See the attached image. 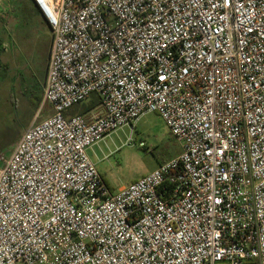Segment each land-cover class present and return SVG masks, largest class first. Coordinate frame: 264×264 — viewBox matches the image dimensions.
Returning a JSON list of instances; mask_svg holds the SVG:
<instances>
[{"label": "built area", "instance_id": "2783aa9c", "mask_svg": "<svg viewBox=\"0 0 264 264\" xmlns=\"http://www.w3.org/2000/svg\"><path fill=\"white\" fill-rule=\"evenodd\" d=\"M33 2L53 115L0 153V264H264V0ZM151 113L182 152L113 193L90 150Z\"/></svg>", "mask_w": 264, "mask_h": 264}, {"label": "rangeland", "instance_id": "374dc122", "mask_svg": "<svg viewBox=\"0 0 264 264\" xmlns=\"http://www.w3.org/2000/svg\"><path fill=\"white\" fill-rule=\"evenodd\" d=\"M32 0H0V31L6 46L0 51V153L9 154L34 122L53 115L43 103L46 68L52 42L31 9ZM95 98V97H93ZM92 98V99H93ZM76 105L72 114L84 105ZM132 136L133 142L129 143ZM143 142L145 145L140 146ZM182 152L181 143L155 113L126 126L90 151L92 159L113 193L150 174L161 163Z\"/></svg>", "mask_w": 264, "mask_h": 264}, {"label": "crops", "instance_id": "0c3cea01", "mask_svg": "<svg viewBox=\"0 0 264 264\" xmlns=\"http://www.w3.org/2000/svg\"><path fill=\"white\" fill-rule=\"evenodd\" d=\"M31 9H32L33 13H35V15H36V17H37V21H38L42 26H44L45 29H47V32H48V33L51 32V34H52V30H51V28L49 27V25H48L47 21L44 19V17L41 15L40 11H39V10L37 9V7L35 6L33 0H32V4H31ZM5 21H6V20H5V16H4L3 14H1V16H0V31H1V30H2V31L5 30V28H4V23H5ZM52 37H53V35H52ZM51 45H52V42H51ZM5 46H6V43H5V41H4V39L2 38L1 33H0V51H1V49H4ZM50 50H51V46H50ZM49 55H50V53H49ZM48 60H49V58H48ZM47 65H48V62H47ZM46 75H47V68H46ZM99 144H100V143H99ZM99 144H97V145H99ZM97 145H96V146H97ZM96 146H95V147H96ZM93 148H94V147H93ZM93 148H92L90 151H92ZM178 156H179V155H178ZM174 158H175V157H174Z\"/></svg>", "mask_w": 264, "mask_h": 264}, {"label": "trees", "instance_id": "16d2710c", "mask_svg": "<svg viewBox=\"0 0 264 264\" xmlns=\"http://www.w3.org/2000/svg\"><path fill=\"white\" fill-rule=\"evenodd\" d=\"M97 104H99V101H98V99L95 97V98H93L91 101H90V104L89 105H84L83 107H82V109L79 111V112H76L75 114H83V113H85L86 111H88V110H90V109H92L93 107H95ZM74 110L72 109L71 111H70V114H72V112H73ZM74 113L72 114V115H75ZM161 164H163V163H161ZM160 164V165H161Z\"/></svg>", "mask_w": 264, "mask_h": 264}]
</instances>
